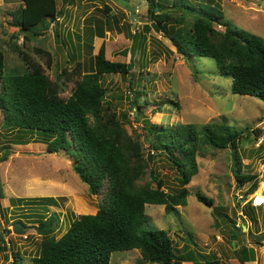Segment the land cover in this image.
I'll return each instance as SVG.
<instances>
[{"label":"rangeland","instance_id":"obj_1","mask_svg":"<svg viewBox=\"0 0 264 264\" xmlns=\"http://www.w3.org/2000/svg\"><path fill=\"white\" fill-rule=\"evenodd\" d=\"M164 1L171 6L174 0ZM191 1L197 6L215 5L227 22L264 37V0ZM56 2L58 18L46 33L35 35L21 27L26 1L0 0V47L6 70L24 72L39 65L58 96L67 100L85 75L96 70L102 45L106 59L131 64L130 74L102 76L106 97L99 116L103 123L119 128L133 167L143 159L147 163L137 188L156 187L151 172L162 180L165 191L183 187L179 170L151 145L161 138L149 124L200 128L222 122L244 129L238 153L243 172L257 176L254 192L248 193L254 181L243 186L236 181L230 146L216 148L201 141L198 171L184 186L187 204L179 205L174 213H168L164 205L147 204L146 213L150 227L170 233L176 254L188 256L181 264L206 259L218 264H264V100L234 93L232 78L220 74L214 59H189L178 53L170 39L152 27L147 0ZM188 19L192 21L191 16ZM214 27L218 33L225 31L224 25ZM130 99L137 101L140 115ZM42 135L10 132L0 108V264L15 260L33 264L43 240L37 229L41 216L58 215L59 238L74 219L97 213L103 202L104 195L92 194L73 169V158L64 151L48 152ZM44 196L54 197L57 204L30 201ZM16 223L24 225L22 233L14 231ZM111 264L160 263H142L141 250L129 249L113 252Z\"/></svg>","mask_w":264,"mask_h":264},{"label":"trees","instance_id":"obj_2","mask_svg":"<svg viewBox=\"0 0 264 264\" xmlns=\"http://www.w3.org/2000/svg\"><path fill=\"white\" fill-rule=\"evenodd\" d=\"M25 1L21 27L35 35L46 33L60 13L56 0ZM147 2L149 20L160 27L178 53L189 59L195 56L214 59L220 74L232 78L234 93L264 100L263 36L227 22L223 10L215 5L197 6L191 0H174L171 6L164 0ZM215 24L225 26L223 34L217 32ZM39 27L43 30H38ZM34 66L24 72L7 71L5 53L0 47V108L5 128L10 132L43 134L48 152L69 154L73 169L90 192L102 193L104 197L97 213L77 217L59 238L56 235L60 225L58 215L41 216L37 229L43 240L39 255L32 259L33 264H111L113 252L129 249L141 250L142 263L181 264L189 260L188 256L176 254L174 240L167 230L149 226L146 206L164 205L168 213H174L179 205L187 204L188 189L184 186L198 171L196 157L201 141L216 148L230 146L236 181L241 186L254 181L248 193L256 190L257 176L243 172L244 164L238 153V142L245 137V130L222 122H211L200 128L194 124L176 127L149 124L161 138L151 145L179 170L183 187L165 191L162 180L151 172L156 187L137 188L136 181L147 163L143 159L139 166L133 167L119 128L103 123L99 116L106 97L102 76L118 72L130 74L131 64L106 59L102 45L96 56V70L85 75L67 100L58 96L42 67ZM130 90L133 91L132 81ZM130 101L140 115L137 101ZM198 197L212 203L201 194ZM30 201L57 204L52 196ZM196 263L218 264L217 260L208 259ZM13 264H18L17 260Z\"/></svg>","mask_w":264,"mask_h":264},{"label":"water","instance_id":"obj_3","mask_svg":"<svg viewBox=\"0 0 264 264\" xmlns=\"http://www.w3.org/2000/svg\"><path fill=\"white\" fill-rule=\"evenodd\" d=\"M152 27H154V29H155L157 32H161L160 27H159L155 22L152 23ZM80 216H81V215H79V217H80ZM243 218H244V217L242 216V219H243ZM23 229H24V225H23L22 223H16V224L14 225V231H15L16 233H22Z\"/></svg>","mask_w":264,"mask_h":264}]
</instances>
